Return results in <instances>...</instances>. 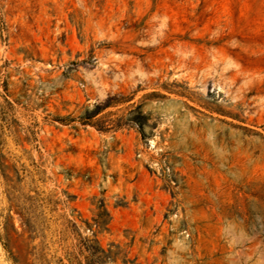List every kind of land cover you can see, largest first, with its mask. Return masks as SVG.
Wrapping results in <instances>:
<instances>
[{
    "label": "rangeland",
    "instance_id": "374dc122",
    "mask_svg": "<svg viewBox=\"0 0 264 264\" xmlns=\"http://www.w3.org/2000/svg\"><path fill=\"white\" fill-rule=\"evenodd\" d=\"M0 264H264V0H0Z\"/></svg>",
    "mask_w": 264,
    "mask_h": 264
},
{
    "label": "trees",
    "instance_id": "16d2710c",
    "mask_svg": "<svg viewBox=\"0 0 264 264\" xmlns=\"http://www.w3.org/2000/svg\"><path fill=\"white\" fill-rule=\"evenodd\" d=\"M100 115V109L96 108L95 111L91 112V113H86V115L82 118L79 119V122L83 125V126H89L92 125V121L98 117ZM129 121L134 124L135 126H137L138 130L141 132V128H142V123H140L139 120H142L144 117L141 115V113L139 112L138 108L135 109L134 111H131L129 114ZM93 126V125H92ZM99 130V129H98Z\"/></svg>",
    "mask_w": 264,
    "mask_h": 264
}]
</instances>
